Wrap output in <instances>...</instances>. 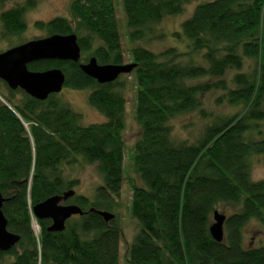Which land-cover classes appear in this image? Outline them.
<instances>
[{"label":"trees","instance_id":"16d2710c","mask_svg":"<svg viewBox=\"0 0 264 264\" xmlns=\"http://www.w3.org/2000/svg\"><path fill=\"white\" fill-rule=\"evenodd\" d=\"M9 1L0 0L3 38L27 28L24 13L38 2L20 0L5 8ZM189 1L121 0L129 40L142 39ZM68 10V17L33 25L46 36L74 33L80 60H39L27 68L61 69L63 87L88 89V104L105 121L82 125L81 115L57 94L41 101L0 80L7 89L6 94L0 89V192L6 199L1 210L7 230L19 235L12 248L0 251V264H119L122 231L116 215L105 222L89 210H111L120 194L126 79L99 84L79 63L93 56L99 64H123L120 33L113 0H71ZM173 36L186 41L184 51L130 50L139 127L131 160L139 184H130L129 210L139 229L124 264H264V245H244L250 221L264 227V178L252 179L249 161L262 156L264 162L258 129L264 121V0H201ZM183 56L188 61L180 62ZM230 70L235 72L227 79ZM210 92H219L216 104L240 105L242 112L210 114L193 142L173 139L170 121L185 113L206 115L201 98ZM76 156L97 163L102 183L92 200L77 193L68 198L85 213L68 219L63 231L50 232V220L36 219L32 207L78 185L61 167ZM218 204L230 209L221 242L208 230Z\"/></svg>","mask_w":264,"mask_h":264},{"label":"rangeland","instance_id":"374dc122","mask_svg":"<svg viewBox=\"0 0 264 264\" xmlns=\"http://www.w3.org/2000/svg\"><path fill=\"white\" fill-rule=\"evenodd\" d=\"M70 2L71 0H38L34 8L24 13V21L27 28L20 35L7 36L5 38L0 37V52L26 41L45 37V31L34 27V22L48 21L57 16L68 17ZM199 2H201V0H190L185 5L182 12L163 18L159 23L153 24L142 39L131 41L127 36L128 29L121 0H113L115 16L120 33L123 64L130 63V50L136 46H142L155 53H159L172 46L180 51H184L186 49V41L184 39L178 40L173 36V33L180 31L181 23L191 15L194 7ZM18 3H21V1H9L5 5V8L12 7ZM179 60L180 62H186L188 61V56H183ZM131 72L119 76L121 80L126 79V85L123 89L126 100L125 128L123 131L124 179L122 181L120 194L115 198L116 205L111 210H106L116 215L117 222L122 231V240L119 245V264H124L123 255L125 254L127 246L133 242L139 229L137 220L131 215L129 210L131 197L130 184L131 182L139 184V178L134 171L131 160L133 144L139 137V127L134 120L135 87ZM234 72V70L228 71L226 78L229 79ZM193 81L196 82V80H191L189 82L194 83ZM0 89L3 93H7V89L3 85L0 86ZM88 93V89L75 90L63 87L57 95L63 103L69 105L75 112L81 115L80 123L82 125L105 121V117L88 104ZM218 94L219 92H210L202 96V107L206 115L201 116L197 112H192L181 114L173 118L170 121L173 139L193 142L202 134L204 125L211 121L212 117L210 114H225L229 116L237 111L242 112L243 108L240 105L228 106L227 104H216L214 99ZM18 97L19 94H16L15 98L18 99ZM258 129L261 131L260 136L264 137V121L260 122ZM76 159L77 161L73 164L63 163L61 165L63 174L66 178L78 180V185L73 188L75 193L85 195L92 200L97 186L102 183V177L100 172H98L97 163H85L80 156H76ZM249 161L252 179L259 180L264 178L263 157L251 156ZM62 203L67 204V200ZM215 209L224 215L228 214L230 211V209H226L223 204H218ZM31 225L35 235H37L39 227L34 219H32ZM244 245L246 247L264 245V227L258 225L256 221H250L244 230Z\"/></svg>","mask_w":264,"mask_h":264},{"label":"water","instance_id":"95a60500","mask_svg":"<svg viewBox=\"0 0 264 264\" xmlns=\"http://www.w3.org/2000/svg\"><path fill=\"white\" fill-rule=\"evenodd\" d=\"M81 50L74 33L52 34L39 39H33L13 46L0 52V80L10 90L20 89L28 96L37 100H46L50 94L61 91L65 75L59 68H49L42 71H32L27 68L29 63L39 60H60L78 62ZM135 64H99L92 56L86 62H80L81 71L99 84H106L116 80L121 74L132 71ZM75 194L69 189L60 195H53L32 207V213L38 220L48 219L47 228L50 232H61L65 229L66 221L72 216L85 213L78 205L63 204ZM6 199L0 192V251L5 252L18 241L19 235L7 230V220L2 213V204ZM105 222L114 218L107 211L95 210ZM226 216L218 210L212 211L209 233L213 240H223V224Z\"/></svg>","mask_w":264,"mask_h":264}]
</instances>
